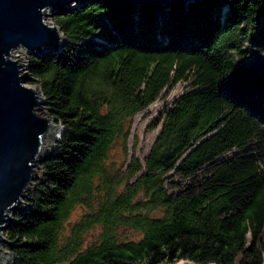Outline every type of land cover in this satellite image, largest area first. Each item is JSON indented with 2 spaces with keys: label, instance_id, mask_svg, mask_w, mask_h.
I'll list each match as a JSON object with an SVG mask.
<instances>
[{
  "label": "trees",
  "instance_id": "16d2710c",
  "mask_svg": "<svg viewBox=\"0 0 264 264\" xmlns=\"http://www.w3.org/2000/svg\"><path fill=\"white\" fill-rule=\"evenodd\" d=\"M183 4L52 14L64 43L28 54L26 83L63 130L3 231L8 264H264V73L245 60L264 55V0ZM188 80L143 160L129 154L133 117Z\"/></svg>",
  "mask_w": 264,
  "mask_h": 264
},
{
  "label": "water",
  "instance_id": "95a60500",
  "mask_svg": "<svg viewBox=\"0 0 264 264\" xmlns=\"http://www.w3.org/2000/svg\"><path fill=\"white\" fill-rule=\"evenodd\" d=\"M88 0H0V245H12L3 236L12 223L10 213L23 210L26 193L41 177L40 163L52 148L60 124L47 113L44 98L35 86H26L28 75L18 53L41 54L59 50L64 35L47 18ZM137 7L146 3H193L200 0H124ZM254 74L264 73V55L253 56ZM166 89V88H165ZM164 89V90H165ZM163 90V91H164ZM44 113L41 115L39 110ZM41 111V112H42ZM63 128L61 127L60 134ZM11 253L0 246V264ZM175 264V263H174Z\"/></svg>",
  "mask_w": 264,
  "mask_h": 264
},
{
  "label": "rangeland",
  "instance_id": "374dc122",
  "mask_svg": "<svg viewBox=\"0 0 264 264\" xmlns=\"http://www.w3.org/2000/svg\"><path fill=\"white\" fill-rule=\"evenodd\" d=\"M165 4H167V3H165ZM165 4H162V5H165ZM190 4H192V3H184L183 5L187 7ZM47 22L50 25L52 24L50 17L47 18ZM46 51H55V50H46ZM17 55L20 56V58H19L20 62L24 63V65H26L23 70L27 74V62L26 61H27L28 53L26 51H22L21 53H18ZM257 55H263V54L259 53V52L246 54L245 55L246 62L249 63L252 60V57L253 56H257ZM25 85L26 86H35L36 89L41 94L38 86L31 85V84H28L26 82H25ZM189 87H191V81L188 80V81H180V82H178L171 89L166 88L164 91L161 92L159 97L153 103H151L145 110H143L142 112L136 114L133 117V119H132L133 121H132V125H131V131H130V135H129V138H128V141H127L129 154H134L136 157L139 158L140 161L143 160V158L145 157L146 153L148 152L149 147L153 143L156 135L158 134V131H159V128H160V125H158L156 128L148 130L149 125L162 113V111H163V109L165 107L169 106L173 102V100L175 98H177L179 95H181ZM41 97L43 98L42 94H41ZM42 105L46 106V103L42 104ZM41 111H42V109L39 110V113L42 115L44 113V111H42V112ZM47 113L49 115L48 110H47ZM54 123H56V121ZM60 130H61V127H59V129L57 131L56 139L53 141L52 148L49 151V153H51L53 151V149L55 147V143H56L57 139L59 138V136L61 135L60 134ZM134 144H135V147H133ZM111 153H113L116 156L117 164H119L121 162V160H122V157L120 156L119 150L115 149ZM175 179H178V178L174 177L173 180H175ZM33 189H30L26 193V197H28L30 194L33 193ZM26 199L27 198H24L23 201L26 202ZM26 207L27 206H25L24 209ZM23 210L19 209V211H23ZM85 210H86V207L84 205H82V204L74 205L73 208L70 210V213H69V216L67 218V221L65 222L64 229L66 231H68L70 224H73L74 222L79 220ZM11 214L12 213H10V218H12ZM96 232H97V228H92L91 230H89L84 235V237H83L84 240L85 241H89L92 238V236H94L96 234ZM118 235L120 237H123V238H130L132 236V232L129 231L128 229H126V228H121L118 231ZM0 246L4 250L9 251L7 249V246H8L7 244H1ZM11 258L5 264H8L10 262ZM183 262L187 263V264H194L192 262L185 261V260L178 261L175 264H181Z\"/></svg>",
  "mask_w": 264,
  "mask_h": 264
},
{
  "label": "bare ground",
  "instance_id": "6f19581e",
  "mask_svg": "<svg viewBox=\"0 0 264 264\" xmlns=\"http://www.w3.org/2000/svg\"><path fill=\"white\" fill-rule=\"evenodd\" d=\"M19 62H20V60H19ZM35 90H36V91H35V92H36V95H38V96L41 98V94L39 93V91H38L36 88H35ZM181 264H187V263H184V262H183V263H181Z\"/></svg>",
  "mask_w": 264,
  "mask_h": 264
}]
</instances>
